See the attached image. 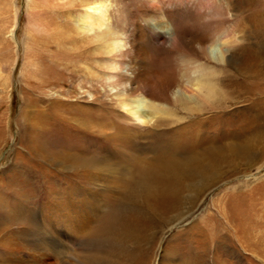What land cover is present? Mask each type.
I'll use <instances>...</instances> for the list:
<instances>
[{
	"label": "rangeland",
	"instance_id": "obj_1",
	"mask_svg": "<svg viewBox=\"0 0 264 264\" xmlns=\"http://www.w3.org/2000/svg\"><path fill=\"white\" fill-rule=\"evenodd\" d=\"M182 1L174 0L172 5L177 3V10L185 11L178 31L187 44L205 32L210 37L228 34L220 41H225L224 49L228 50L223 67L202 53L196 58L225 69L233 95L223 103L220 122L227 133L241 136L238 141L242 143L254 140L260 132L262 144L253 145L251 153L256 161L250 164L243 152V159L226 165L220 181L206 187L198 198L194 190V199L188 200L192 192L185 191L180 207L155 222L138 241L127 236L130 234L123 225L120 227L123 218L150 217L133 202L116 208L109 201L103 219L109 220L114 211L125 214L115 218L119 229L100 235L94 242L85 240L80 256L85 255L87 263L89 254L95 258L92 264H107L112 259L115 264H135L141 256L144 264H158L161 256H177L189 264H264V0ZM110 2L117 31L135 28L141 15H150L152 5L151 0ZM83 9L76 0H0V228L14 220L11 208L40 209L51 192L66 190L75 178L70 168L40 157L50 142L49 131L53 146L60 150L65 141L78 142L85 128L79 122L84 120L83 108L96 111L97 105H103L114 110L107 82L85 75L84 69L94 67L93 60L102 63V56L94 53L98 44L77 29L74 18H79ZM162 50L155 56L160 76L169 73L173 60ZM93 69L100 75L97 78L105 80L102 69ZM60 116L64 119L59 120ZM192 117L181 112L176 127L193 128L190 126L196 118ZM205 117L212 120L210 115ZM210 122L196 126L210 131ZM244 126L248 130L243 131ZM105 195L111 200L118 193L108 191ZM151 232L155 237H146Z\"/></svg>",
	"mask_w": 264,
	"mask_h": 264
},
{
	"label": "bare ground",
	"instance_id": "obj_2",
	"mask_svg": "<svg viewBox=\"0 0 264 264\" xmlns=\"http://www.w3.org/2000/svg\"><path fill=\"white\" fill-rule=\"evenodd\" d=\"M76 1L84 8V13L74 18L77 29L98 44L94 53L98 51L102 56V63L93 60L94 67L84 69L85 75L107 82L114 110L103 105H97L96 111L83 108L84 120L79 122L85 128L78 142L65 141L60 150L53 146L49 131L50 142L46 148L42 146L40 157L70 168L75 178L66 190L51 192L40 209L11 208L14 220L0 228V264H92L94 257L86 255L90 258L87 263L85 255L80 256L85 240L94 242L122 225L130 234L127 236L143 239L155 222L163 221L180 207L185 191L192 192L188 200L194 199L196 191L198 198L206 187L220 181L226 165L233 166L243 157L254 163L253 145L256 148L262 144L259 131L254 140L244 143L238 141L241 136L226 132L220 114L224 113L223 103L233 95L232 82H226L224 68L211 67L196 58L202 53L223 67L228 50L224 49L225 41H220L228 34L210 37L205 32L187 44L178 31L185 11H178L177 3L172 5L174 0H151L150 15H141L135 28L119 31L113 27L110 0ZM162 49L173 60L169 73L160 76L155 56ZM93 68L102 69L105 80L97 78L100 75L94 74ZM181 112L196 118L190 126L193 128L176 127ZM205 115L212 120H206ZM209 121L213 123L210 131L196 126ZM108 191L117 192V197L113 195L110 200L105 195ZM109 201L116 208L133 202L150 218L125 217L120 227L116 226L115 218L125 212L114 211L109 220L103 219ZM155 235L151 232L146 237ZM142 260L141 256L134 261L144 264ZM158 264L189 263L177 256H161Z\"/></svg>",
	"mask_w": 264,
	"mask_h": 264
}]
</instances>
